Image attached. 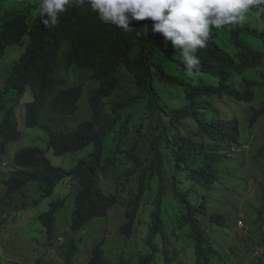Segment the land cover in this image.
Returning <instances> with one entry per match:
<instances>
[{
	"label": "trees",
	"instance_id": "obj_1",
	"mask_svg": "<svg viewBox=\"0 0 264 264\" xmlns=\"http://www.w3.org/2000/svg\"><path fill=\"white\" fill-rule=\"evenodd\" d=\"M33 14L32 4L0 0V58L8 46L27 47L0 91V165L9 145L21 138L16 106L28 87L33 100L26 107L24 125L47 135L48 149L55 157L92 146L95 151L71 173L53 167L40 149L19 151L13 170L0 183L6 199L26 197L28 186L34 185L46 201L72 179L79 186L71 223L76 236L120 205L119 194L107 195L101 184L103 180L117 183L115 170L124 168L125 182L134 181L137 191L132 193L123 235L131 239L137 233L143 224L140 210L145 196L148 192L154 196L148 216L150 252L140 254L135 264H156L159 248L154 242L163 236L168 245L166 232L192 243L195 264H224L206 225L223 230L228 226L211 212L209 196L203 191L213 189L220 175L218 166L231 164L233 153L242 148L239 120L232 117L230 104L249 108L255 90L264 87V76L253 78L264 67V52L258 50L264 48V14L250 15L243 26L213 29L208 46L197 52L201 74L196 77L185 74L170 42L165 45L148 36L143 25L128 37L81 7L67 12L55 34L40 36L28 30L26 21ZM62 49L69 67L91 73L92 80L101 84L90 101L92 121L74 130L63 126L77 113L82 89H69L59 74L57 57ZM115 93L121 101L112 107L111 115H105V101ZM262 119L264 105L254 111L249 130ZM113 134L118 138L109 150L107 141ZM254 159H264V146ZM66 202L51 204L39 218L50 242L56 234V215ZM262 215L264 192L258 211ZM66 248L65 263L74 264L77 242ZM164 254L169 264L168 250ZM41 262L42 258L37 264ZM88 264H111L102 243L94 246Z\"/></svg>",
	"mask_w": 264,
	"mask_h": 264
},
{
	"label": "rangeland",
	"instance_id": "obj_2",
	"mask_svg": "<svg viewBox=\"0 0 264 264\" xmlns=\"http://www.w3.org/2000/svg\"><path fill=\"white\" fill-rule=\"evenodd\" d=\"M25 49V46H12L7 55L0 58V91L4 89L5 78L1 75L3 68L18 59ZM258 50L264 52L263 47ZM259 76H264V67L259 74H254L253 78ZM69 79L71 82L86 84L78 113L63 126L74 130L91 119L89 94L98 88V85L83 79V75L77 72H72ZM32 100V92L28 90L16 106L18 133L21 138L17 143L10 144L8 155L2 157L8 168L0 172V183L13 170L15 155L23 149L36 148L44 151L53 167L67 173H71L80 161L88 159L94 152V147H89L77 154L55 157L48 149L47 135L40 130H30L24 125L26 106ZM263 105L264 87L255 90V102L249 108L230 104L232 117L239 120L242 148L233 153L231 164L223 162L218 166L220 175L213 189L203 191L209 196L211 212L223 217L228 226L223 230L206 225V232L221 254L224 264H264V215L261 218L258 216L263 204L264 159H254L264 146V119L254 129L248 128L254 111ZM126 114L124 113V116ZM112 137L107 141L109 150L114 148V139L118 138V135L113 134ZM124 171V168L115 170L117 183L113 180H103L101 184L107 195L119 194L120 205L113 209L107 218L94 220L76 236L71 233L70 225L75 210L74 200L79 192L77 182L70 178L65 180L57 187L54 196L46 201L36 192L34 185L28 186L26 197L18 194L12 199H6V189L0 185V223L4 224L0 228V264H37L40 258L41 264H66V247L72 241H76L78 245L74 264H88L94 246L99 243H102L105 256L111 264H135L140 254L146 255L150 252L147 242L150 232L148 216L153 210L151 204L154 196L152 192L145 196L140 210L143 224L138 225L137 233L135 232L131 239L123 235L121 229L128 222L126 212L130 200L134 197L132 193L137 191L134 181L125 182ZM64 199L67 200L66 206L56 215V234L50 242L39 218L50 210L51 204ZM37 203L39 205H36ZM170 234L171 232L165 234L168 245L163 236H157L155 239L154 243L159 248L156 264H165L164 250L169 252V264H195L192 243L183 238H172Z\"/></svg>",
	"mask_w": 264,
	"mask_h": 264
},
{
	"label": "clouds",
	"instance_id": "obj_3",
	"mask_svg": "<svg viewBox=\"0 0 264 264\" xmlns=\"http://www.w3.org/2000/svg\"><path fill=\"white\" fill-rule=\"evenodd\" d=\"M17 3H29L34 6V14L26 23L29 32L40 36L55 34L67 12L81 7L88 8L99 23L108 24L128 37L135 34L137 26L143 25L148 36L158 39L161 43L163 40L165 45L170 42L173 52L183 65L185 74L191 77L201 74L199 68L201 61L197 52L208 46L213 29L219 31L243 26L250 15L264 14V0H17ZM12 46L17 45L8 46L5 55L1 58L7 55L8 49ZM26 49L18 59L9 62L3 68L1 75L5 78L4 89L12 68L26 54ZM57 65L59 74L67 82L69 89H82L78 110L86 84L71 82L69 75L77 72L83 75V79L98 85V88L93 89L89 94L88 106L91 119L86 123L91 122L93 113L90 101L100 90L101 84L92 80L91 73L69 67L66 51L63 49L58 54ZM28 90L32 92L28 87L20 100ZM120 101L118 93L107 99L104 114L111 115L112 107ZM6 168H8L7 164L3 163L0 165V172Z\"/></svg>",
	"mask_w": 264,
	"mask_h": 264
}]
</instances>
